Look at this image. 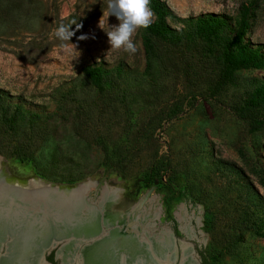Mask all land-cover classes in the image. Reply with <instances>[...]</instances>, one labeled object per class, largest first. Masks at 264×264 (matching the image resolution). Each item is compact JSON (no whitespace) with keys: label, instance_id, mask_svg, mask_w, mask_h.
Instances as JSON below:
<instances>
[{"label":"rangeland","instance_id":"374dc122","mask_svg":"<svg viewBox=\"0 0 264 264\" xmlns=\"http://www.w3.org/2000/svg\"><path fill=\"white\" fill-rule=\"evenodd\" d=\"M165 1L180 17L226 14L235 23L246 0ZM43 2V11L32 18V29H8L0 34V90L8 102L21 104L25 113L14 135L0 132V148L10 154L15 145L24 143L34 158L32 163L20 162L1 154L10 173L20 178L39 173L54 183L78 178L80 187L62 199L73 200L79 207L60 200L61 208L55 210L75 223L73 229L93 233L82 224L94 222L100 213L106 226L105 218L112 220V215L129 221L148 189L143 186V174L164 162L163 182L154 184L153 194L141 206L142 220L136 223L158 213V219H153L154 234L166 231L178 245L180 240L187 242L198 262L199 250H203L214 264H264V237L251 231L264 217V127L251 131L248 121L236 113L264 83V67L236 71L234 82L213 95L217 77L213 62L204 66L195 60L189 69L193 73L188 75L186 61L175 57L168 70L155 62L146 74L139 29L132 37L136 53L110 49L106 31L119 20L108 16V0ZM73 21L82 27L71 26L75 34L70 41L58 39L57 27ZM81 35L88 38L78 39ZM247 37L264 46V0ZM119 63L127 73L122 82L124 97L98 93L84 79L86 65L114 68ZM99 135L121 142L123 170L103 162L104 153L96 142ZM96 185L104 186L99 199ZM10 200V196H0V210ZM28 201L21 207L36 220L42 219L44 210L43 214L49 212L50 207L39 206L41 198ZM208 208L214 213L211 225L204 221ZM68 212L80 215L81 223L70 219ZM179 212L189 220L192 236L182 232ZM110 232L105 233L109 236ZM57 247L50 252L54 251L57 264H63L56 258ZM176 255L179 260L181 248ZM70 264L78 262L72 259Z\"/></svg>","mask_w":264,"mask_h":264},{"label":"trees","instance_id":"16d2710c","mask_svg":"<svg viewBox=\"0 0 264 264\" xmlns=\"http://www.w3.org/2000/svg\"><path fill=\"white\" fill-rule=\"evenodd\" d=\"M261 0H246L242 3L239 17L235 23L226 14L202 13L186 17L177 16L167 1L151 0L154 12L153 23L147 29H139L142 45L146 54L145 73L150 74L155 62L168 70L175 57L188 64L185 72L192 74L193 62H203L204 66L212 62L217 64V77L211 93L217 95L226 86L233 83L238 70L263 68L264 50L247 37L256 20ZM43 0H0V34L8 29L29 28L35 23L32 19L43 11ZM33 13V14H32ZM172 22L181 24L177 27ZM191 64V65H190ZM196 74L201 71L195 70ZM125 66L119 63L114 68H105L101 64H89L83 67L85 81L98 93L109 94L115 98L124 97L123 79ZM188 74V75H189ZM239 111V112H238ZM236 113L248 121L251 131L264 127V83L260 84L248 96L245 105ZM21 104L10 103L0 90V132L14 135L16 125L24 116ZM97 144L104 153V163L123 170L126 167L121 142L109 135H99ZM10 154L0 148V154L16 161L32 163L33 155L26 144L14 146ZM167 168L159 161L142 176L143 186L150 188L157 182H163ZM39 177L44 178L37 173ZM78 178L69 179V184L78 182ZM264 186V179L262 180ZM168 215L169 202L167 205ZM214 213L208 209L204 213L205 224L211 225ZM256 235L264 237V217L251 228ZM201 264H214L203 250H199ZM49 256L54 264V251Z\"/></svg>","mask_w":264,"mask_h":264},{"label":"bare ground","instance_id":"6f19581e","mask_svg":"<svg viewBox=\"0 0 264 264\" xmlns=\"http://www.w3.org/2000/svg\"><path fill=\"white\" fill-rule=\"evenodd\" d=\"M41 186H43L45 189L40 190L39 187ZM79 187V183L61 184L47 181L36 176L30 178H20L14 176L8 170L6 160L2 155H0V196H10L11 199L15 198L17 201L22 199L28 201V199L31 198H41L42 201L40 202L39 206L44 208L50 207L58 210L61 208V202H64V204L66 203L71 207H79L77 203L75 205L73 204V200L64 201L62 199L64 194L75 192ZM77 198H82V195L78 196ZM147 200L143 202L139 201L136 204V206H138H135L136 208L133 211L129 221H126L125 217L123 216L116 215H112V220H110V217L105 218L107 222L116 225H111L109 227V229H111L110 235H107L108 237L102 242V244L98 246L97 249L91 253L89 252L85 254V256L81 258L80 264H199V262L195 260L193 250L187 245V242L180 240L178 245L174 236L170 233H167L166 231H161L157 234H154L155 223L153 219H158V213H153V217L145 219L144 222L142 221L141 223H136L137 221L142 220L139 218L142 212L141 206ZM67 215L70 219L77 220V222L81 223L80 215L75 216L74 213L69 212ZM178 217L181 223L182 232L187 237L192 236V229L189 225V220L186 219V216L184 215V212H179ZM94 222L82 224V228L90 229L92 227H87ZM69 231L71 230L68 229L67 232ZM80 231L82 230H79V232ZM93 231V233H96L100 231V229L94 228ZM167 231L169 232V230ZM19 244H22V241ZM19 247L20 249L17 255L13 256V258L10 260H2L0 264L41 263V260L39 257H37V255L29 258L26 256V260H19L18 257H20L22 254V246ZM177 248H181V257L179 260L176 258ZM68 252L69 251H64L63 249L60 253L63 264H70L73 259L71 257L72 253Z\"/></svg>","mask_w":264,"mask_h":264},{"label":"water","instance_id":"95a60500","mask_svg":"<svg viewBox=\"0 0 264 264\" xmlns=\"http://www.w3.org/2000/svg\"><path fill=\"white\" fill-rule=\"evenodd\" d=\"M36 177L41 178L37 175ZM103 188L104 186H95V194L98 195V199L102 195ZM154 188L155 186H152L147 189L143 194V198L141 200L139 199V201L143 202L147 200L153 194ZM23 202V199L21 200V203L15 201V199H11L0 210V262L2 260H10L13 258V256L19 253V246H22V254H19V260H26V256L29 258L37 255L43 263L46 254H49L52 248L58 246L55 251L56 258L62 260L60 257V251L64 249V251L72 253L71 257L73 260L75 259L78 264H80L79 262L81 258H83L85 254L89 252L91 253L97 249L107 238L108 231L111 230L108 229L109 223L107 226L104 223V220H102L101 223V213L100 215L98 214L99 216L97 217V220L87 227H92L93 229L100 227V231L96 233H90L92 232L90 231L86 232L87 234L84 233V231L79 232V230H73L75 223L67 220L64 216H61L60 212L53 208H49L47 214H43L45 210L43 213L41 211L40 214L42 213V219L40 218V220H36L34 215L24 213V210L21 207ZM98 206L99 204L97 207ZM106 206L109 209L113 208L110 204H107ZM99 208L103 214L104 210H102L101 204ZM34 214H36V212ZM33 217L35 219H33ZM177 221H179L178 218ZM103 226L105 227V230H103ZM35 228H37V230H35ZM68 229L71 231L67 232ZM106 231L107 233H105ZM21 241L22 244H19ZM199 264H201V262H199Z\"/></svg>","mask_w":264,"mask_h":264},{"label":"clouds","instance_id":"9594fccd","mask_svg":"<svg viewBox=\"0 0 264 264\" xmlns=\"http://www.w3.org/2000/svg\"><path fill=\"white\" fill-rule=\"evenodd\" d=\"M150 5L151 0H108V16L114 15L119 20V24L113 25L110 31H106L99 23V26L106 31L110 49H123L129 54L138 51L132 37L138 29H147L153 23L155 14ZM73 24L76 25V29L82 27L81 23L75 21L67 25L61 23L56 29V37L61 41H70L75 34L71 29ZM87 38V35L78 37L80 40Z\"/></svg>","mask_w":264,"mask_h":264},{"label":"flooded vegetation","instance_id":"af4514ba","mask_svg":"<svg viewBox=\"0 0 264 264\" xmlns=\"http://www.w3.org/2000/svg\"><path fill=\"white\" fill-rule=\"evenodd\" d=\"M45 260H46L47 262L51 263V264H54V262L51 260V257L49 256V254H47V255L45 256ZM54 260L56 261L55 257H54ZM40 264H41V263H40Z\"/></svg>","mask_w":264,"mask_h":264}]
</instances>
